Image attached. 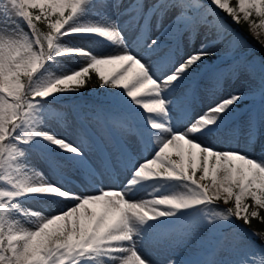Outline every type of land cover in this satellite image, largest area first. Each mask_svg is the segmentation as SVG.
<instances>
[{"label":"snow or ice","instance_id":"snow-or-ice-1","mask_svg":"<svg viewBox=\"0 0 264 264\" xmlns=\"http://www.w3.org/2000/svg\"><path fill=\"white\" fill-rule=\"evenodd\" d=\"M221 12L264 30V0H0V264H155L153 234H173L161 253L196 246L166 264H264V231L256 245L236 224L264 221V159L210 142L249 95L259 109L240 135L264 136V60L209 69L203 107L193 87L217 48L231 68L246 44ZM242 71L256 89L228 92ZM93 72L120 111L75 115L69 139L52 106Z\"/></svg>","mask_w":264,"mask_h":264},{"label":"rangeland","instance_id":"rangeland-1","mask_svg":"<svg viewBox=\"0 0 264 264\" xmlns=\"http://www.w3.org/2000/svg\"><path fill=\"white\" fill-rule=\"evenodd\" d=\"M127 2V0H126ZM151 0H145V3H150ZM233 4V0H230ZM225 17L227 23L231 25L232 29H235L237 33H239L240 37H242V41L246 42L244 46L240 47L235 55L240 57L238 61L231 64V68L224 67V61L227 59L225 56L226 48L221 45L219 48L215 50V55L205 62V65L199 70V75L196 77V80H200L203 77L202 82L199 87H196L193 84V87L197 89H206V92H211V83L212 76L209 72V69L216 68L217 66H221L225 73L233 71L236 67V63L243 64L244 58L247 60H251L254 63H259L261 60H264L263 56L260 55L258 49L254 48L252 43L249 41L248 36H245L243 32H241L237 27L233 26V24H237L232 21L230 17H228L223 12L220 13ZM253 19L257 20L258 18L253 17ZM230 21V22H229ZM249 26V23H247ZM250 36L255 38L259 43L264 45V30L259 28H250L249 26ZM66 43H75L85 48L96 49L99 45L93 44L91 41H88L85 38H73L72 40L65 41ZM231 55V53H229ZM219 57V58H217ZM87 57H68L65 60V63L68 64L70 68L78 67L82 61H86ZM250 71V70H249ZM258 78H250L246 72H241L239 77H232V80L229 81V87L227 88L228 92H244L248 93L250 89H256ZM114 91L112 89H105L101 87L93 88L89 91L84 90V87L80 89L78 93H69L64 94L58 97L56 103L52 106L59 111H63L68 113L69 122L67 126H61L55 120H53V126L57 128V130L69 137V139H74L75 127L76 125L73 123L72 118L80 114L86 119L90 120V117L93 115H101L104 116L110 112H117L120 109H116L112 103V95L111 92ZM253 99L258 100V96L252 97L248 96L246 101L241 104L235 111V114L229 123V125L218 133L214 138L211 139V143L214 147L219 149H241L247 151L248 154L256 159H264V136H260L254 140L253 143L247 144L242 135H240V131L243 129V126L248 119L250 113L256 112L259 109L258 103H253ZM204 102V101H203ZM197 105L200 106V102L196 101ZM93 126H95V122H92ZM239 137V138H238ZM47 174V173H46ZM220 208H226L232 206V204L224 205L222 201L217 202ZM250 203V201H249ZM55 210V209H54ZM261 215V212H260ZM236 224L239 226L237 229L240 231L241 235H243L245 240L253 241L256 245H259L255 239L256 236H253V231L249 230L245 224L241 221H236ZM226 231L229 229H225ZM173 239V234L168 235H155L153 234L150 237L149 243H146L143 247V251L150 259H152L155 264H161L164 261V255L167 254L168 257H173L177 259H195L198 257V253L196 251V246H186V247H176L171 251L162 252L157 251V248L163 249L164 245L171 242ZM155 245L156 247H153ZM225 253L220 252L218 255V259H224ZM162 264H165L163 262Z\"/></svg>","mask_w":264,"mask_h":264},{"label":"trees","instance_id":"trees-1","mask_svg":"<svg viewBox=\"0 0 264 264\" xmlns=\"http://www.w3.org/2000/svg\"><path fill=\"white\" fill-rule=\"evenodd\" d=\"M236 0H233V4H235ZM233 26L237 27L240 31L243 32L245 36H248L249 40L253 43L254 47L258 48L259 53L263 56L264 58V45L257 42V40L253 39L250 37L249 33V26L247 22H243L240 25L233 24ZM42 29L44 26H40ZM100 81L97 77V75L93 72L91 73L89 79L87 80V85L86 88H91L94 86H99ZM261 216L264 217V210H261ZM247 226L254 230L255 232H261L264 231V221H261L260 219L257 218H252L250 224H247ZM257 242L260 244L259 238L256 236Z\"/></svg>","mask_w":264,"mask_h":264},{"label":"bare ground","instance_id":"bare-ground-1","mask_svg":"<svg viewBox=\"0 0 264 264\" xmlns=\"http://www.w3.org/2000/svg\"><path fill=\"white\" fill-rule=\"evenodd\" d=\"M228 87H229V85H228ZM196 94H197V101L200 102V106L197 105V107H203L205 103H209L214 99V97L211 94L209 95V93H207L206 89H204V88L197 89ZM107 183H118V181L112 180V181H107ZM76 187L79 191H82V192L83 191L92 192L94 190L92 185H88L87 187H85V186L80 185L79 182H76ZM40 207L45 208L46 206L40 205ZM166 260H167V254L164 255V261L163 262H165V264H166Z\"/></svg>","mask_w":264,"mask_h":264}]
</instances>
